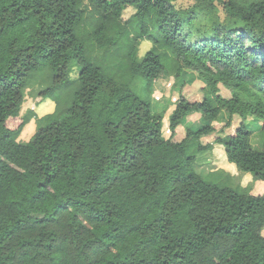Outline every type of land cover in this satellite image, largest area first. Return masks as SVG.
I'll return each mask as SVG.
<instances>
[{"label":"trees","instance_id":"obj_1","mask_svg":"<svg viewBox=\"0 0 264 264\" xmlns=\"http://www.w3.org/2000/svg\"><path fill=\"white\" fill-rule=\"evenodd\" d=\"M176 1L0 0V264H264V192L193 169L216 135L227 162L264 183V141L254 150L247 126L258 118L264 134V0ZM216 6L226 19L198 27ZM42 67L43 95L73 94L21 144L24 90ZM189 74L201 99L180 92ZM162 75L179 92L169 138L148 99ZM191 114L205 125L182 128Z\"/></svg>","mask_w":264,"mask_h":264},{"label":"rangeland","instance_id":"obj_2","mask_svg":"<svg viewBox=\"0 0 264 264\" xmlns=\"http://www.w3.org/2000/svg\"><path fill=\"white\" fill-rule=\"evenodd\" d=\"M261 0H236L239 5L247 6L252 3H256ZM193 0H177L175 2V7L178 10H189L194 5ZM84 8H86V3H83ZM215 11L210 14L208 17L206 13L198 15L197 25L198 27H208L210 23V19L216 18L220 22H223L226 19V15L222 7L216 6ZM90 7H87V11ZM134 13L132 8H127L122 15L123 20L128 19ZM214 17V18H213ZM150 42L143 40L138 44V52L137 57L141 58L150 48ZM72 71L69 75L71 80H75L79 66L76 63H72ZM185 80H189V83H185V85L181 88V94L184 95L185 98L189 100L201 99V91L200 88L202 85L201 81L198 80L195 75L189 74L185 77ZM52 84V76L50 71L42 67L33 77L30 79L25 87L24 95H23V104L20 110V116L26 117L28 119V123L22 129L17 142L19 143H27L31 137L34 135L36 129L41 126L44 122L43 119L52 114L56 107H59L58 103L60 102V106L64 107L68 104L71 99L73 92H71V88L67 87L64 89H57L56 92L52 96L43 95V92L49 88ZM178 85L173 77L162 75L155 81L151 87L150 92L148 94V99L151 105L152 113L159 114L161 116V125H162V136L164 138H169V129L168 122L169 116L173 112L175 105L177 103V98L179 96ZM66 89V90H65ZM220 92L224 96H229L228 91L220 86ZM226 121V116L222 115L218 122H214L212 125L217 128L219 131ZM235 124L232 125L231 128L225 129L224 132L220 135H229L234 133V129L236 128ZM205 123L200 114H191L187 116L183 122L181 127H187L191 129H197L204 126ZM247 126L249 130H252V134L249 138V143L254 150H258L261 148L262 143L264 141V134L260 129V120L258 118H252L247 121ZM216 135H210L207 138L203 139V144L212 145V149L203 152L197 155L196 161L193 164L194 171L203 176L206 180L215 182V183H223L225 182L229 186L239 188H252V194L258 195L264 192V183H254L253 186L251 175L242 174L238 172L233 164H230L225 159L224 152L221 147L214 145L213 139ZM216 173V175H212V177H207V175Z\"/></svg>","mask_w":264,"mask_h":264}]
</instances>
